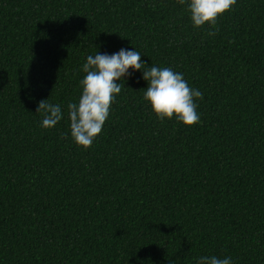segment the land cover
<instances>
[{
	"label": "trees",
	"instance_id": "16d2710c",
	"mask_svg": "<svg viewBox=\"0 0 264 264\" xmlns=\"http://www.w3.org/2000/svg\"><path fill=\"white\" fill-rule=\"evenodd\" d=\"M217 28L188 0H0V264H264V0ZM121 48L182 73L200 122L159 120L130 69L84 150L67 106L87 56Z\"/></svg>",
	"mask_w": 264,
	"mask_h": 264
},
{
	"label": "clouds",
	"instance_id": "9594fccd",
	"mask_svg": "<svg viewBox=\"0 0 264 264\" xmlns=\"http://www.w3.org/2000/svg\"><path fill=\"white\" fill-rule=\"evenodd\" d=\"M185 4L186 0H178ZM237 0H188V11L192 24L196 28L209 25V36L218 31V18L233 9ZM137 50L121 48L109 54L88 55L82 66L85 73L80 81L82 92L78 102L68 104V118L73 141L84 150L90 148L101 134L110 115L112 104L121 93L120 83L131 72L142 71V78L147 82L143 99L151 106L153 113L161 121L175 118L185 126H195L200 122L197 100H203L201 91L191 88L182 73L170 67L152 66L146 68ZM42 115L41 126L54 128L64 114L59 104L41 100L36 110ZM62 138L66 139L67 134ZM197 264H232L231 257L216 255L201 256Z\"/></svg>",
	"mask_w": 264,
	"mask_h": 264
}]
</instances>
